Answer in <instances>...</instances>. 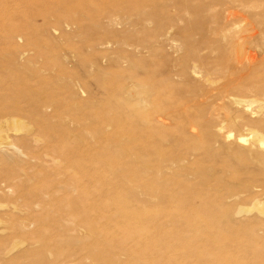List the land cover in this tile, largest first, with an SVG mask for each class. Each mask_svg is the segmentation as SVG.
I'll return each mask as SVG.
<instances>
[{"label": "rangeland", "instance_id": "obj_1", "mask_svg": "<svg viewBox=\"0 0 264 264\" xmlns=\"http://www.w3.org/2000/svg\"><path fill=\"white\" fill-rule=\"evenodd\" d=\"M93 1L0 0V135L21 151L0 152V185L20 181L17 189L0 191V247L11 248L0 254V264H41L40 251L58 237L55 210L38 205L28 212L22 199L71 173L59 159L63 139L71 145L83 140L92 162L94 153L102 157L99 170L111 169L128 181L125 187L147 192L152 211L172 208L164 200L169 194L176 200L200 194L183 205L195 208V227L211 229L213 220L216 230L244 246L252 229L264 250V81L245 80L246 90L231 89V76L214 71L222 39L209 38L211 52L190 56V45L211 36L201 33L210 22L200 23L190 12L174 19V8L160 10L168 0L123 1L114 34L97 25L112 0ZM189 4L197 6L194 0ZM55 10L68 19L57 20ZM170 22L175 26L164 36ZM263 43L251 37L244 49L264 59ZM193 64L202 72L192 74ZM238 136L246 142L238 143ZM13 215L20 216L21 236L12 229ZM170 229L161 214L153 221L152 239ZM82 230L76 234L87 235L91 245L96 239ZM14 241L20 243L13 248ZM168 243L170 249L152 247L146 264H167L169 255L178 256L177 240ZM70 253L60 260L93 264L95 257L100 264L112 255L99 241ZM43 259L54 256L48 251Z\"/></svg>", "mask_w": 264, "mask_h": 264}, {"label": "bare ground", "instance_id": "obj_2", "mask_svg": "<svg viewBox=\"0 0 264 264\" xmlns=\"http://www.w3.org/2000/svg\"><path fill=\"white\" fill-rule=\"evenodd\" d=\"M123 1L130 0H112L110 2L112 8L100 12L99 23L97 22L100 28L106 29L112 34L115 33L116 26L121 24L115 11L124 4ZM168 1L169 3L166 1L160 10L167 11L169 7L174 8V19L190 12L199 17L197 20H200V23H203L201 22L202 18L210 22V25L207 23L209 25L207 30L204 29V32L202 30L201 33L210 32L211 36L208 37V35L199 43L190 45L187 51L190 56L198 57L199 51L202 50L211 52V47L205 44L209 38L215 41L222 39L223 43H220V55L214 71L227 73L231 76L233 83L229 87L236 91H243L247 89L243 85L245 80L264 81V59H257L253 52L244 49V45L251 37L258 36L264 39V0H194L197 2L195 7L189 4L193 0ZM93 3V0H86L85 5L93 6ZM130 9H135L133 3L130 5ZM55 12H57V20L62 17L67 18V13H58L59 10H55ZM182 17L184 18V15ZM199 22L196 23L199 24ZM174 26V23L170 22L163 30L164 36H168ZM256 26L259 29H256ZM7 33V38L13 41L12 31ZM108 42L101 44L105 47L109 45ZM171 45L173 48L178 46L175 43ZM197 66L193 64L191 68L194 75L202 72ZM237 102L241 104V100H237ZM247 106L249 103L242 105L245 109ZM7 119L8 117L4 118V120ZM16 120L15 118L9 119L11 123ZM18 129L20 128H12L11 130ZM7 138L9 136L0 135V152L5 151L6 153L7 150H10L11 153H20L19 147ZM258 140L263 143L262 139ZM236 141L244 144L246 138L238 136ZM82 142L83 140L80 139L77 145H71L63 139L59 148V159L66 164V169L71 170V173L65 171V176L59 178L56 183L50 186H40L31 196L22 199V205L28 212L40 205L43 208L55 210L57 215L58 237L53 243L46 244L40 251L41 264H76L72 261L60 260L59 257L66 256L70 253V249L77 245L92 249L94 245L97 246L98 241L101 246H106L108 253L112 254L100 264H146L150 262L152 247L170 249L171 245L168 241L172 239L177 240L180 254L178 256L169 255L167 264H264L262 241H260V236H255L252 229L249 228L250 230L246 232L248 243L244 246L234 238L231 240L226 233L221 234L216 230L217 227L213 220L211 226L207 225L211 229L202 230V227L194 226L195 208H184L183 205L191 203L188 201H191L195 196H200V194H188L186 198L180 200H176L174 196L169 194L164 200L172 201V208L152 211L150 200L146 197L147 192L140 191L139 188L138 191L136 188L125 187L124 183H128V181L119 175H115L111 169L110 171L99 170V165H102V157L100 154L94 153L95 162H92L88 148L82 145ZM7 174L9 177L13 175L11 172ZM19 183L18 180L12 183L13 186L0 185V191L7 187H13L15 190ZM13 209L21 211V204L19 206L14 204ZM201 209L206 210V207ZM163 213H165L167 221L170 222L171 229L166 236L159 235L153 240V221L157 220L158 216ZM207 213L213 214L214 212L208 211ZM19 218L20 216L17 215L12 216V219L15 220L12 223V229L16 235L21 236L22 226ZM82 229L90 232L97 241L91 242L90 245L87 235H77L76 232L79 233ZM72 231L74 234L71 233ZM228 232L231 236L233 235L232 228H229ZM16 243L20 242L14 241L13 248L16 247ZM10 250L11 248L0 247V254L3 256ZM48 251L54 256V260L50 262L43 259V254L45 255ZM236 252L243 256L240 258L235 256V258ZM7 263L8 261L5 264ZM92 263L96 264L95 257H92Z\"/></svg>", "mask_w": 264, "mask_h": 264}]
</instances>
